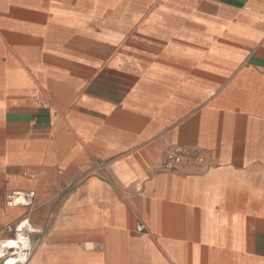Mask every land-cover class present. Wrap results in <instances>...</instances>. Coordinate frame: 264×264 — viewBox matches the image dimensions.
<instances>
[{"label":"crops","instance_id":"1","mask_svg":"<svg viewBox=\"0 0 264 264\" xmlns=\"http://www.w3.org/2000/svg\"><path fill=\"white\" fill-rule=\"evenodd\" d=\"M20 219L27 264H264V0H0Z\"/></svg>","mask_w":264,"mask_h":264},{"label":"built area","instance_id":"2","mask_svg":"<svg viewBox=\"0 0 264 264\" xmlns=\"http://www.w3.org/2000/svg\"><path fill=\"white\" fill-rule=\"evenodd\" d=\"M185 151L170 149L164 156L161 169L173 172L181 164ZM199 161H202L199 156ZM9 202L15 205L30 206L34 199V192L12 193ZM137 234L144 232V227L138 224L135 228ZM11 234L10 239L0 238V264H27L31 258L34 241L32 236L38 232L32 228L27 219H20L15 223L4 226L0 233ZM10 243V244H9Z\"/></svg>","mask_w":264,"mask_h":264},{"label":"rangeland","instance_id":"3","mask_svg":"<svg viewBox=\"0 0 264 264\" xmlns=\"http://www.w3.org/2000/svg\"><path fill=\"white\" fill-rule=\"evenodd\" d=\"M10 195H11V194H10ZM10 195H9V196H10ZM9 196H8V197H9ZM7 201L9 202V198L7 199ZM31 204H32V203H31ZM33 236H34V235H33ZM33 236H32V238H33ZM10 238H11V236H9L8 238H5V240H6V239H10ZM3 240H4V239H3ZM5 240H4V241H5Z\"/></svg>","mask_w":264,"mask_h":264},{"label":"bare ground","instance_id":"4","mask_svg":"<svg viewBox=\"0 0 264 264\" xmlns=\"http://www.w3.org/2000/svg\"><path fill=\"white\" fill-rule=\"evenodd\" d=\"M10 244V243H9Z\"/></svg>","mask_w":264,"mask_h":264}]
</instances>
